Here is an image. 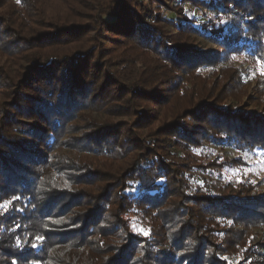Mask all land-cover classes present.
<instances>
[{
  "label": "trees",
  "instance_id": "obj_1",
  "mask_svg": "<svg viewBox=\"0 0 264 264\" xmlns=\"http://www.w3.org/2000/svg\"><path fill=\"white\" fill-rule=\"evenodd\" d=\"M240 57L264 62V0H0V264H264Z\"/></svg>",
  "mask_w": 264,
  "mask_h": 264
},
{
  "label": "rangeland",
  "instance_id": "obj_2",
  "mask_svg": "<svg viewBox=\"0 0 264 264\" xmlns=\"http://www.w3.org/2000/svg\"><path fill=\"white\" fill-rule=\"evenodd\" d=\"M185 8H186V12L190 15V16H194L196 17L197 19H206L209 15H213L211 11L209 10H203V9H198V8H195L189 4H186L185 5ZM165 14L167 16H174L173 13L171 12H165ZM179 17V16H178ZM198 42L199 44L203 45V46H214L213 43L209 42L208 40L205 39V37L203 36H199L198 37ZM240 61H241V64L243 65H247L248 63H250L249 66H251V75L250 77H252L253 75L257 74V73H261V70L262 68H260V66L256 63V62H248L246 63V60L242 57H240ZM254 77V76H253ZM252 77V78H253ZM254 81L251 82L250 86H248V94L251 95V96H255V97H259L257 96L256 92H255V89H254ZM264 96V94L262 95ZM262 96H260L262 98ZM246 100V99H245ZM254 110H260V106H254L253 108ZM210 148H211V156H213L215 153H220L222 154L223 156H228V157H234L240 153H238L236 150L232 149V148H229V147H222V146H218V145H210ZM246 156V159H248V161H252L253 158L251 155H245ZM254 162V160L252 161ZM240 171L241 172H244V173H249V174H256V173H260L259 175H257V179L260 180L261 182V187L262 189H264V166L262 165H259L257 163H253L252 165L250 166H243L240 168ZM194 178L193 180H195L196 182H200V183H203V173H201L200 171L197 173L196 171L194 172ZM213 180H216V179H219L218 176H215L213 175L211 177ZM158 249H163L165 248L164 245L162 244H157L155 245Z\"/></svg>",
  "mask_w": 264,
  "mask_h": 264
},
{
  "label": "snow or ice",
  "instance_id": "obj_3",
  "mask_svg": "<svg viewBox=\"0 0 264 264\" xmlns=\"http://www.w3.org/2000/svg\"><path fill=\"white\" fill-rule=\"evenodd\" d=\"M18 2H19V0H18ZM257 63L258 64H264V62H262V61H257ZM261 74L262 75H264V68H262V70H261ZM10 203V202H9ZM0 207H6V205H0ZM146 234V233H145ZM37 239H42L41 237H37Z\"/></svg>",
  "mask_w": 264,
  "mask_h": 264
}]
</instances>
